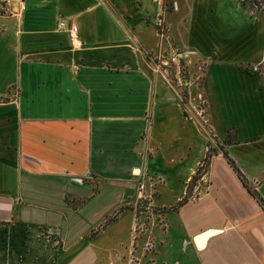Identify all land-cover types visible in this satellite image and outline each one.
<instances>
[{
    "label": "crops",
    "instance_id": "0c3cea01",
    "mask_svg": "<svg viewBox=\"0 0 264 264\" xmlns=\"http://www.w3.org/2000/svg\"><path fill=\"white\" fill-rule=\"evenodd\" d=\"M7 1L0 264H122L147 251L172 264H264V0ZM165 51L197 63L184 105L162 82ZM189 87L203 107L187 102ZM147 167L160 181L142 209Z\"/></svg>",
    "mask_w": 264,
    "mask_h": 264
},
{
    "label": "rangeland",
    "instance_id": "374dc122",
    "mask_svg": "<svg viewBox=\"0 0 264 264\" xmlns=\"http://www.w3.org/2000/svg\"><path fill=\"white\" fill-rule=\"evenodd\" d=\"M163 1V6L165 8H167L169 2H167V0H162ZM170 21L173 23V17H172V14H169V23H168V28L167 29H170V35L171 37H174L176 38L177 36L175 35V32H174V28L172 26V24H170ZM166 25V24H165ZM167 35V33H166ZM163 39H161L162 41ZM187 48V47H186ZM167 53L165 51V53L163 54V57L161 60H165V58L167 57ZM189 60H190V63L186 64L184 62V60L182 58H179L177 57L176 60L169 64L168 67L170 65L172 66H175L177 65L178 67V71H179V76L182 77V78H185L186 80L190 81V77H186V73L187 71H190L191 73H196V70H195V66H197V63L194 61V59L192 58L191 55H189ZM169 70H172V67L169 68ZM210 70L211 72L214 70V67L212 65H210ZM190 73V74H191ZM162 75H163V84L167 87V89H169V92L171 93L172 96L175 97V99L182 105H184V102L181 103V96L178 94V91L180 88H178L176 86V83L175 82H172V79H171V73L168 71V75H166L164 72H162ZM166 80H169L170 84L166 81ZM214 85L216 88H218V85L220 84V82L218 81H213ZM189 89L191 90V96L188 97L187 99V102L188 100L191 102L190 104L191 105H195V106H200V107H203L202 104H200V102L198 101V98L195 96L196 95V90H193L192 91V87H189ZM262 89L264 91V85L262 86ZM216 93H218V96L215 97V96H212V92H210L211 96H209L207 99H208V103L210 106H214L216 104H218V102L220 101L221 99V96L219 95V91H216ZM264 95V94H263ZM183 97V96H182ZM264 98V97H263ZM235 104H239L238 103V100L236 101L235 100ZM251 104H255L257 106V103L255 102H251ZM261 110L263 109L264 111V103L262 102L261 104ZM182 107V106H181ZM187 107V106H186ZM220 130L218 129V132ZM203 133L205 134V138H206V141L207 142H210L211 141V137L210 135H208L207 131L203 130ZM145 172L146 174V179L149 180V182L153 185V188L152 190L155 191V189L159 186V181H160V177L158 174H156L155 172H153V170L150 169V167L148 168H144V170L142 171V173ZM142 209H144L143 207H140ZM140 241L137 240V244L139 243ZM135 253V252H134ZM147 255H151L150 256H147V257H144V256H140V255H135V254H132L130 256H127L126 258L123 259L122 261V264H152L151 260L154 259L155 262L153 264H172L171 263V258H166V259H163L161 258L160 256H154L152 254L151 251H147Z\"/></svg>",
    "mask_w": 264,
    "mask_h": 264
},
{
    "label": "built area",
    "instance_id": "2783aa9c",
    "mask_svg": "<svg viewBox=\"0 0 264 264\" xmlns=\"http://www.w3.org/2000/svg\"><path fill=\"white\" fill-rule=\"evenodd\" d=\"M8 1H0V12L4 11L5 6L7 5ZM262 8V5L259 1L255 2H249V9H257ZM22 9V1L18 0V10ZM55 28L57 29H63L66 33V37L69 44L77 43L76 37H75V26L70 24L68 21H65L64 19H59L55 22ZM155 30L157 33L158 38L165 39L166 36V27L162 24L161 21L157 20L155 22ZM177 56L175 52L170 51L166 60L161 61L160 65H157V67L161 70V72H164L166 75H168V71L171 73V79L172 82L176 83V86L179 89L178 94L183 99L185 96L182 97V92H184L185 95V87L187 86V80L185 78H182L179 76V69L177 65L172 66L169 64L173 63L176 60ZM172 67V70H169V68ZM169 84V80H166ZM264 85V83H263ZM181 99V100H182ZM153 185L149 182V180L146 179L145 172L141 173L138 177V180L135 185V198L137 201V205L143 207L144 209H147V204L149 199L152 196L153 193Z\"/></svg>",
    "mask_w": 264,
    "mask_h": 264
},
{
    "label": "trees",
    "instance_id": "16d2710c",
    "mask_svg": "<svg viewBox=\"0 0 264 264\" xmlns=\"http://www.w3.org/2000/svg\"><path fill=\"white\" fill-rule=\"evenodd\" d=\"M182 96H184V92H182ZM181 103H182V100H181ZM205 158H206V155H204L203 156V158L201 159V162H204L205 161ZM229 163V166L233 169V170H235L230 164V162H228ZM197 170H198V168H196V172H197Z\"/></svg>",
    "mask_w": 264,
    "mask_h": 264
}]
</instances>
